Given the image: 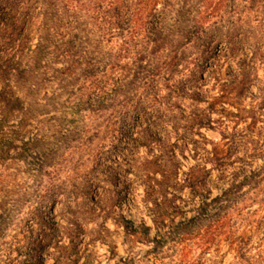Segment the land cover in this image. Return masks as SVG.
<instances>
[{"label": "rangeland", "instance_id": "rangeland-1", "mask_svg": "<svg viewBox=\"0 0 264 264\" xmlns=\"http://www.w3.org/2000/svg\"><path fill=\"white\" fill-rule=\"evenodd\" d=\"M105 1L0 0V28L19 26L16 39L0 44V232L16 245L9 264L26 261L40 240L39 264H170L176 245L166 239L184 221L199 226L229 209L241 243L223 237L204 254L194 248V264H264V0H226L204 32L187 28V42L176 27L180 0H161L144 37L128 45L118 26L127 28L139 0H122L128 7L111 36ZM155 30L177 57L170 74L149 84L136 56L146 67L159 59L146 37ZM210 108L212 126L188 131ZM214 143L225 144L222 167L206 161ZM197 160L202 185L193 189L187 173ZM209 197L218 200L204 205ZM246 224L253 232L243 238ZM156 246L157 258L149 252Z\"/></svg>", "mask_w": 264, "mask_h": 264}, {"label": "trees", "instance_id": "trees-1", "mask_svg": "<svg viewBox=\"0 0 264 264\" xmlns=\"http://www.w3.org/2000/svg\"><path fill=\"white\" fill-rule=\"evenodd\" d=\"M161 0H139L138 8L133 9L130 8L128 11V26L127 28H122L121 26H118L120 30L124 31L123 41L122 43L125 45H128L133 42V40H137L140 37L143 38L145 35V26L147 22V18L153 13L158 10V3ZM163 1V0H162ZM243 1V0H241ZM252 5L259 4V1L261 0H250ZM226 0H180L179 6L175 8V13L178 17V22L176 23V27L178 28V31L181 33L179 34V38L187 42L189 39L187 28L191 27L194 31H197L198 33H202L206 30V28L211 24L218 21L220 18H222V12L223 8H226L225 5ZM49 5V3L47 4ZM122 6L128 7V5H125L122 0H106L105 5L102 8L103 13V20L105 22L104 29L107 32L108 35H112L117 33V30L113 28L112 26L119 25L117 21L120 19V11L122 10ZM165 7L174 8L173 3L164 2ZM50 7V5H49ZM233 12H236V7L232 8ZM123 15V14H122ZM121 15V16H122ZM18 24L15 22H4L3 26L0 28V32L5 33L6 40L0 41L4 44H9L14 39L17 38V32L16 29L18 28ZM119 30V31H120ZM157 35L153 36L154 34L150 36H146L148 40H150V43L153 44V50L155 51V55H158V50L161 49V53L158 56L159 59L153 58L150 63V67L143 66L142 57L143 55L138 52L136 56V65L141 69V71L138 73L139 75H142V77L148 82L149 84H153L159 79L163 78L165 75L170 74L172 71V68L174 66V62L177 57V51L175 48L171 49H164L163 44L166 42L165 38L162 36V30H155ZM126 34V35H125ZM48 32H45L43 36H41L40 39V45L47 44L48 42ZM161 36L163 38H161ZM67 44V42H65ZM173 46V42L171 44ZM2 45H0L1 48ZM171 46V47H172ZM126 50L127 48H123ZM66 55L68 58H70V55H73V53H70L69 49H65ZM66 56V57H67ZM157 57V56H155ZM119 67L118 64L113 63L110 64L109 68H107V73L116 71ZM111 70V71H110ZM5 71V67H3L0 64V76H2ZM2 85L5 87V83L3 80H0V104H3L5 101L4 96L2 97L3 90ZM170 90H173L170 88ZM224 97V93L221 95H217L214 97L215 100H219L220 98ZM158 104L159 100L156 97H149V103ZM213 108H210L208 110L207 114L199 113L195 114L193 118L189 121V125L187 127V130L190 132H193L194 129L199 131L202 127H205L206 125L208 127L212 126L213 124V116H212ZM226 149L225 144L221 143H214L213 150L210 152L211 158H208L206 161H211L213 164L218 165L222 167L225 165L226 162ZM165 167L167 168V171H165V174L163 176L169 180L170 177L173 175V166L169 162L166 163ZM203 168L202 162H199L197 160V164L193 166L190 171L187 173L188 182L187 185L193 189H200L201 185L199 182L196 181V174L197 172ZM261 178V177H260ZM159 185V182L157 179L154 181L153 184L149 185V189L153 192L156 191L157 187ZM210 200H204L203 204H210L211 202L218 200V197L208 198ZM4 203L0 204V212H4ZM164 215V212H157L156 217L160 218ZM206 223L199 225V226H192L189 222L184 221L181 225V228L177 229L178 235H171L167 237L166 241L169 243H172L176 245V250L174 251L175 255L173 256V263L170 264H194L196 259L193 258V250L194 248L198 249L200 251V254H204L212 249L214 246H219L221 243V239L223 237L230 239V245L235 247L236 244H240L241 240L237 241V238L234 236L236 235V232L229 229L230 226V220L232 219V210L229 209L226 212L220 213L216 217H213L212 215H206L205 217ZM3 221L4 219H1L0 226L3 227ZM243 233V238L248 235V233L253 232V226L248 227V224H246V227ZM7 232H0V252L3 251L2 255L0 256V264H9L11 261V255L15 251L16 245L13 242H7L5 239ZM47 234V233H46ZM160 238H156L155 242L158 245L161 243ZM44 240L37 241L34 245V248L31 249V251L28 252L26 256V261H23L21 264H39L40 258H41V249L44 247L43 244ZM164 242V241H163ZM53 245L55 248L59 249V253H66L68 251V248L63 246V244H60L59 241L55 240L53 241ZM158 246L153 248L152 250H149L152 254H154L155 258L159 256L155 253L154 250H156ZM61 250V252H60ZM62 253V254H63ZM135 261V259L131 258V261ZM120 264V263H116ZM124 264V263H123Z\"/></svg>", "mask_w": 264, "mask_h": 264}]
</instances>
